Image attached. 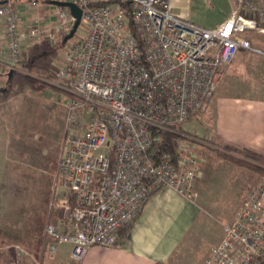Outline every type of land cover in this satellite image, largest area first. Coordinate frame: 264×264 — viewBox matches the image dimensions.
<instances>
[{"label": "built area", "instance_id": "1", "mask_svg": "<svg viewBox=\"0 0 264 264\" xmlns=\"http://www.w3.org/2000/svg\"><path fill=\"white\" fill-rule=\"evenodd\" d=\"M52 1L0 0V70L72 98L51 182L53 219L43 233L45 258L69 244L78 264L89 247L117 244L157 191L197 199L203 159L196 152L213 144L195 119L239 49L264 56L246 36H264V0H231L228 17L211 28L178 16L172 0H56L81 9L83 30L63 42L61 64L46 76L20 63L71 31L75 17ZM77 108L89 113L87 122L73 116ZM168 134L176 136L172 146ZM242 201L204 264H264V176ZM16 257L12 264H42Z\"/></svg>", "mask_w": 264, "mask_h": 264}, {"label": "crops", "instance_id": "2", "mask_svg": "<svg viewBox=\"0 0 264 264\" xmlns=\"http://www.w3.org/2000/svg\"><path fill=\"white\" fill-rule=\"evenodd\" d=\"M171 6L172 11L178 16L189 19L203 28H211L228 17L233 3L231 0H172ZM246 36L250 38L253 46L263 48V35L249 32ZM13 76L14 74L0 70V91L8 87L13 91L8 82L10 80L13 83ZM1 101L3 100L0 99ZM208 103L206 110L199 114L201 117L198 122L211 137L214 147L230 145L247 148L264 156L262 54L239 49ZM1 135L0 184L4 165L11 161L15 162L16 158L12 157V143L9 142L12 136L10 133ZM198 150L205 154L199 176L202 178L199 182L204 180L203 187L215 177V171L220 170H226L228 175L236 173L237 176H241L243 173L249 184L248 188L258 183L257 175L238 169L227 162L207 166L206 155L213 149L199 147ZM162 190L164 189L149 198L137 220L129 228L121 230L117 244L111 247L98 245L89 247L78 264H204L210 251L222 238L223 223L219 224L218 229L213 230V238L206 240L204 235L199 239L197 237L199 230L193 229L190 225L191 221L195 222V216L198 215L193 211V203L183 197V199L179 197L182 201H173L170 196L162 195ZM249 190L245 189L240 200ZM234 213L232 214L235 215ZM52 219L53 217L50 221ZM0 250H3L2 245ZM70 251L71 245L59 244L55 259L51 261L44 256L41 263L71 264Z\"/></svg>", "mask_w": 264, "mask_h": 264}, {"label": "rangeland", "instance_id": "3", "mask_svg": "<svg viewBox=\"0 0 264 264\" xmlns=\"http://www.w3.org/2000/svg\"><path fill=\"white\" fill-rule=\"evenodd\" d=\"M82 30L83 26L80 25L69 42L79 39ZM49 46L51 45L44 44L34 47V53H39ZM60 54L61 51L56 50L46 56L40 55L35 59L36 64L44 69L53 70L61 64L60 60L57 61ZM24 76L14 73L13 83L8 80L13 91L0 102V134L10 133L12 157H16L15 162L5 164L1 172L0 246L2 245L7 254L15 256L20 254L28 258L40 256L43 232L45 226L51 222L52 214L49 213L53 197L51 182L57 170L60 145L66 133L67 108L72 98L68 94L43 86L29 85L25 82ZM200 115L195 119L197 123ZM73 116L83 119L84 122L89 119V113L85 108L75 109ZM213 146L209 147L213 151L206 155L207 166L219 162L235 165L214 152L218 147ZM196 153L204 161L205 154L199 150ZM235 167L258 176V183L251 187H256L264 176L262 175L264 171L257 173L237 165ZM215 174L205 187L202 186L204 180L199 182L202 179L199 177L197 189L199 186L202 188H199L198 197L192 202L193 211L198 215L195 216V222L191 221L190 225L193 229L199 230L197 233L199 239L204 235L206 240L213 238V230L218 229L220 223L232 220L247 194L246 192L240 200L245 189L251 188H248L249 184L243 173L241 176H237L236 173L228 175L226 170H220L215 171ZM161 193L170 196L173 201H182L181 196L169 189H164Z\"/></svg>", "mask_w": 264, "mask_h": 264}, {"label": "trees", "instance_id": "4", "mask_svg": "<svg viewBox=\"0 0 264 264\" xmlns=\"http://www.w3.org/2000/svg\"><path fill=\"white\" fill-rule=\"evenodd\" d=\"M63 45H64L63 41H57L53 45L47 47L46 49L44 48V50H42L41 52L33 53L31 60H28L27 62H21L20 66L22 68H25V69L31 71L32 73L48 76L49 74H51L50 70L49 69L47 70L41 66H38L36 64L35 59H37L40 55L46 56L49 53H52L53 51L58 50ZM24 80L29 85L43 86L45 88H48V89H51V90L58 92L57 90L53 89L51 86L46 85V83H44V82L40 81L39 79H36L30 75H25ZM10 91H11V89L9 87L4 89V90H1L0 91V99L3 100L5 98L9 97ZM165 138L167 139V142H169L171 146L173 145V143H175L174 142V140L176 138L175 135L168 134L165 136ZM170 151H173V150H170ZM214 152L219 154L223 159L231 162L232 164L237 165L238 167H243V168L252 170L254 172H257V173H262L264 171V156L260 153L255 152V151H251L250 149L237 148V147H233L230 145H226V146H224V148H215ZM50 213L52 214V209L50 210ZM49 242H50V238H48L44 234L43 242L41 245L42 247H41L40 256L38 257L40 262H42V260H43L42 258L45 256V251L47 248L46 245H48ZM15 258H17V257L14 254L13 255L7 254L4 250H0V264H12L15 261L14 260Z\"/></svg>", "mask_w": 264, "mask_h": 264}, {"label": "water", "instance_id": "5", "mask_svg": "<svg viewBox=\"0 0 264 264\" xmlns=\"http://www.w3.org/2000/svg\"><path fill=\"white\" fill-rule=\"evenodd\" d=\"M52 3L55 5L67 7V9L70 11V13L75 17L74 25L71 29V31L66 34V36L63 38V42L67 41L68 39L72 38L73 33H75L76 29L78 28L81 20V9L73 3V2H67V1H56L53 0Z\"/></svg>", "mask_w": 264, "mask_h": 264}]
</instances>
